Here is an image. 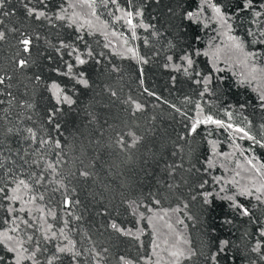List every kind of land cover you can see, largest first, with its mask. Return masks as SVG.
Instances as JSON below:
<instances>
[{
	"label": "trees",
	"instance_id": "obj_1",
	"mask_svg": "<svg viewBox=\"0 0 264 264\" xmlns=\"http://www.w3.org/2000/svg\"><path fill=\"white\" fill-rule=\"evenodd\" d=\"M63 2L64 0H49L50 6L45 8L33 0L29 6L54 15ZM214 2L221 5L222 10L233 17L229 21L232 24L231 35L243 41L246 52L256 54L254 61H250L249 64L254 62L258 69L264 68V36L260 35L264 31V15L253 17L251 11L237 15V0H214ZM24 3H28V0H23V3L21 0H11L6 5L5 11L13 14L0 16V20H3L0 30L7 31L14 27L39 33L41 39L33 47L36 64L27 70V75H40L44 84L52 80L57 81L76 103L71 108L67 105L63 106L62 111L54 118V123L49 124L48 112L55 107V104L44 84L35 85L19 74H16L12 81H8L13 86L11 89H5V92L10 91L15 97V102L9 107L10 97L7 94L0 96V100H4V103L0 104V117L8 118L7 121L0 120V126H14L18 129V133L6 136L0 131V141H3L0 143V160L4 162V168L0 169V179L9 169L10 175L24 179H27L32 172H40L41 168H37L32 163L33 160H39L41 166L45 160L55 163L56 152L61 151L60 149L54 147L52 150L47 147L40 149L43 160L40 156L33 155L34 150L39 149V143L26 141L24 139L26 133L23 131L31 127L36 131L38 140L41 137H50L53 142L61 141L62 154L66 155L64 162L59 166L60 170L67 172L69 168L76 170L88 165L89 170L94 174L87 182L73 179L70 185L77 188L78 199L82 201L76 211L84 219L78 225L76 222L70 225L79 228V231L70 232V236L81 251L93 246L98 249L108 248L110 252L108 264H116V258L120 255L143 264L141 258L150 257L152 252V231L146 220L141 221L140 224L136 223V217L130 214L125 202L141 201L139 211L145 215H151L148 207L157 211L177 207L183 209L184 203H188V211L195 220H188L183 211L171 214L174 227L187 237L189 241L187 246L197 253L183 264H211L210 255L215 251L218 239H229L232 242L227 264H252L253 260L257 264H264L257 254L250 251L252 245L259 239L258 229L264 227V206L253 209V218L259 221L254 223L247 217L235 216L226 207L205 209L201 207L199 201L191 199L198 190L199 184L205 179L209 181L206 187L218 188L212 183L213 177L232 178L234 173L231 171L237 166V162L248 177L254 175L245 157L249 159L255 157L254 163H264V148L254 145L247 138L240 139V134L233 133L236 144L240 146L239 150L233 147L232 138L229 137L231 129L225 131L214 125H201L195 134L186 135L190 118L196 116L197 102L205 114L244 127L257 139H261L264 135V127H262L264 109L259 103V92L264 90V77H261L259 72L257 80L260 82V89H257L252 82L239 83L248 74L250 67L246 68L235 58L232 59L233 64L232 61L225 62L224 52L221 53V62L217 64V67L223 70L221 72L212 70L207 56H196L194 57L196 71L202 76L212 77L210 91L201 96L203 85L195 83L201 77L195 75L186 77L182 71L165 68L169 55L174 57L176 63H180L177 58L183 52H192L193 48H198L201 52H211L216 46L225 47L226 37L218 35V26L215 23L203 28L196 25L189 26L182 20V13L194 10L199 0H117L119 7L125 11H142L141 17H133V23L139 25L143 21L151 26L147 30L138 26L136 39H132V33L123 19L115 20L116 16L121 15L116 5L111 3L107 7L98 5L97 23L107 24L109 34L117 33L119 38L109 36V39L118 50L124 47L123 40L127 38L128 46L135 47L148 61L143 65L137 64L131 58L114 55L111 48H104L106 41L99 32L88 36L85 31V43L77 40L74 28L66 27L64 22L53 20L52 24L55 25L53 27L48 21L40 24L28 18ZM261 4H264V0H257L255 10L264 11L260 8ZM173 12L177 14L173 15ZM206 15L211 16L210 10ZM153 32L157 35H153ZM249 32L253 35H249ZM45 40L57 45L60 40L72 42L82 50L86 46L91 48L94 58L90 59L88 64L76 68L77 72L83 70L86 73L91 85L88 89L77 88L73 81L56 75L53 69L63 70L65 65L55 51L45 44ZM15 43L16 35L12 33H9L6 42H0V68L7 69L9 74H12L10 64L11 57L15 53ZM170 43L175 47L170 48ZM210 44L212 48L209 47ZM64 51L66 53L67 50ZM49 56L52 57L51 60L48 59ZM64 59L74 63L66 54ZM97 60L101 63L97 64ZM114 68L118 71H113ZM141 78L144 80L143 86L140 84ZM144 88L155 93V96H148ZM109 89L115 91L117 96L112 97ZM156 96L160 99L157 100ZM129 97L142 104L143 110L133 113L131 106L123 103ZM20 102L31 103L33 108L22 109L19 107ZM169 105H175L185 115L181 116ZM5 108L9 109L8 113L3 111ZM226 112L233 114L231 121ZM29 116L31 119H28ZM55 123L60 125L59 132L54 127ZM128 132L135 133L142 137V140L135 148L121 152L113 146V140L117 134H124L125 139L130 142V137L126 135ZM180 136H185V139H179ZM209 140L217 143L218 153H235L227 158L217 156L218 162L228 159L230 172H224L226 170L221 164L205 170L206 161L210 156ZM178 148L182 151H178ZM25 152L28 153L27 156ZM174 164L182 167L169 175V169ZM48 179L51 180L53 177L48 176ZM170 184L175 185L171 190L168 188ZM0 187H3L2 183ZM35 192L37 195L44 192L43 186H35ZM53 195L55 199H51ZM153 196L161 201L160 205L152 203ZM60 199L59 193L52 194L49 191L44 203L47 207L57 208L60 216L71 221V217L60 211L57 203ZM240 202L249 208L252 206L250 198L241 197ZM0 204L6 206L2 198ZM101 212L105 214L100 215ZM6 215L5 211L0 210V222ZM17 215L21 214L17 213ZM224 216L231 218L233 223L222 224ZM177 217L183 219L184 224H176ZM110 220L117 221L126 230L133 232L138 227L143 228L144 234L140 240L118 236L103 227ZM50 222L56 227L63 226L60 220ZM55 243L57 242L47 245L48 254L55 250ZM41 259L43 260V257ZM86 261L87 264H91L89 257H80V264H86ZM57 264H69V258L62 257ZM220 264H225V261L221 260Z\"/></svg>",
	"mask_w": 264,
	"mask_h": 264
},
{
	"label": "snow or ice",
	"instance_id": "obj_2",
	"mask_svg": "<svg viewBox=\"0 0 264 264\" xmlns=\"http://www.w3.org/2000/svg\"><path fill=\"white\" fill-rule=\"evenodd\" d=\"M11 0H0V16H10L13 13L5 11L6 5L9 4ZM23 3V0H21ZM33 0H28V3H24L26 16L40 24L43 21H48L52 24V21L64 22L65 26L68 28H74L77 33L76 39L82 42L84 40V32H87L88 36H92L99 32L104 36L105 43L104 48H111L114 55H118L122 58L128 57L137 62V64L143 65L148 61L142 57L135 47L128 46L127 38H124L122 50H118L113 42L109 39V36L117 37L116 32L107 31V24L99 21V16L97 15L98 5H103L107 7L109 3L117 6V11L121 15L116 16L115 20L123 19L128 25L129 30L132 33V39H136V28L142 27L147 30L151 27L148 24L140 22L139 25L133 23V17H141L142 11L136 10L125 11L119 7L117 0H64L62 4L59 5L58 10L54 15H49L47 11H44L37 7H31ZM39 5H43L45 8L49 7V0H36ZM257 0H237V15L243 12L251 11L253 17H260L264 15V11L255 10ZM66 5V6H65ZM261 9H264V4L260 5ZM71 9V12H69ZM210 10L211 16H207L206 12ZM172 10L170 9V12ZM177 13L173 12V15ZM222 10L221 5L214 2V0H199L194 10H187L182 13V20L186 21L189 26L196 25L203 28H208L210 23H215L218 26V35L226 37L227 43L224 48L216 46L211 52L203 51L201 52L198 48H193L192 52H183L177 59L180 63H176L172 55L167 56L168 63L165 64V68H171L175 71H182L184 76L192 77L193 75L201 77V79L196 80L195 83L203 85V91L200 93L203 96L205 93L210 91L209 85L212 83V77L210 75H203L196 71L195 64L196 61L194 57L204 55L209 58L212 70L214 72L223 71L221 68L217 67L221 59V53L224 52L226 56V61L235 58L240 64L244 65L246 68L250 67L248 74L242 78L239 83L244 84L245 81L251 83L252 80L257 79V73L264 77V68L258 69L253 62L251 65L250 61H254L256 54L246 52L244 49L243 41L240 38L231 35L232 24L229 21L232 19ZM0 24H3V20H0ZM55 27L54 24H52ZM9 33L16 35L15 53L11 57V73L9 74L7 69L0 68V96L7 94L10 99L8 100L9 107L15 102V97L10 91L7 93L5 89H11L12 84L8 81H12L16 74L25 77L30 82L35 85L44 84L42 77L40 75L28 76L27 70L36 64V58L33 55V47L41 39L39 33L23 31L17 28H10L7 31L0 30V42H6L8 40ZM153 35L157 33L153 32ZM249 35L253 33L249 32ZM264 36V31L260 33ZM119 38V37H117ZM86 43V42H85ZM147 43V41H145ZM45 44L53 49L57 56L61 58V61L65 65L64 69L60 68L53 69L57 76L67 78L74 82V86L77 88L88 89L90 85L89 79L86 78V73L81 70L76 71L77 67H82L89 63V60L94 58L93 51L90 47L86 46L85 49H80L72 42H66L60 40L58 45L53 44L48 40H45ZM169 47H175L173 44H169ZM212 48L211 44L209 45ZM64 50H67L66 53ZM65 54L70 57L74 63H70L64 59ZM103 55V54H101ZM87 57V59L85 58ZM49 60L52 59L51 56L48 57ZM97 64L101 63L100 60L96 61ZM231 66V65H229ZM113 71H118V69H113ZM143 76V70L141 69V77ZM175 79V78H173ZM141 86L144 85L143 78L140 79ZM27 87V85H25ZM46 91L50 94V98L54 101L55 107H53L48 112V123L53 124L54 118L57 113L62 111V107L67 105L71 108L76 101L71 95H69L64 87L61 86L55 80L50 83L44 84ZM112 97H116L117 93L110 90ZM144 91L148 96H155V93L144 88ZM159 100L160 97L156 96ZM4 100H0V104H3ZM125 104L131 106L133 113L140 112L143 110V105L139 102L132 100L131 97L128 100L123 101ZM166 103V102H165ZM259 103L260 107L264 109V90L259 92ZM20 108H33V104L27 102H20ZM175 112H178L181 116L185 113L181 109L175 107V105H169ZM8 113L9 109L5 108L3 110ZM229 121L232 119V113H225ZM31 119V116L28 117ZM0 120H8L7 116L0 117ZM10 123V121H8ZM201 125H214L218 129H224L225 131L231 129L229 132V137L232 138L233 147L239 150L240 146L236 144V137L233 133L240 134L239 138H247L254 145H259V147L264 148V135L261 139H257L256 136L252 135L246 128L234 125L231 122H225L221 119H216L212 115L205 114L201 105L197 102L196 104V116L195 118H190V125L187 127V136H192L197 132V129ZM55 129L59 132L60 125L58 123L54 124ZM264 127V126H262ZM0 131L4 134L13 135L18 133V129L14 126H0ZM26 135L24 139L26 141H31L32 143H39V149L34 150L33 155L40 156L43 160V156L40 154V149L47 147L49 150L60 149L61 151L56 152L55 163L47 162L46 160L41 166L39 160H33L32 163L37 167L41 168L40 172H32L27 179L20 178L19 176L10 175L11 170L5 172V176L0 179V183L3 187H0V198L6 202L0 204V210L6 212V216L3 218L2 226H0V264H57L62 257L69 258V264H80V257L87 256L90 258L91 264H108L110 252L108 248L98 249L96 246L91 248H85L83 251L77 248L76 242L71 238L70 232L79 231L78 227H70L72 222H76L77 225L81 222L84 217L79 214L76 209L81 205L82 201L78 199V190L72 185L73 179L77 181L87 182L93 178V172L89 170V166L85 165L82 169L73 170L69 168L67 172L60 170V165L64 162V155L62 154L63 145L60 140H55L54 142L51 138L41 137L37 138L36 131L31 128H25L23 130ZM130 137V142L125 139L124 134H117L113 140V146L118 148L121 152H126L129 149L135 148L142 140V137L135 135L133 132H128L126 134ZM210 135V133H209ZM179 139H185V136H180ZM3 143V141H0ZM210 156L206 161L205 170L211 169L215 166L216 160L214 157L223 156L225 158L233 156L235 153H218L217 143L215 141L209 140ZM178 151L182 149L178 148ZM176 153L174 152L173 155ZM28 153L25 152V156ZM24 157H21L23 159ZM245 161L251 172L254 175H250L246 183H241L236 179L239 176V172L236 176L232 178L222 179L219 176L212 178V183L217 185V187L208 188L209 181L205 179L198 186V190L192 195L191 199L193 201H199L202 208H212V207H226L235 216L247 217L254 223H259L253 218V209L258 206H264V163L255 162V157L251 159L245 157ZM25 163H28L25 161ZM223 167V165H221ZM182 167V165H172L169 169V175L175 173L177 168ZM239 162H237V168H241ZM4 168V162L0 160V169ZM190 170V169H188ZM247 171V169H244ZM48 176L53 177L49 180ZM47 181V183H44ZM231 185V188H229ZM35 186H43L44 192L39 195L35 192ZM175 185H168L171 190ZM52 194L59 193L61 199L57 202L60 211H63L69 219L63 218L58 214L57 208L47 207L44 201L46 200V194L48 192ZM250 198L251 208L240 202V198ZM55 199V195L51 197ZM39 201V203H38ZM219 201V204H217ZM254 201V202H253ZM127 209L130 214L136 217V223L140 224L141 221H147L148 227L152 230V253L151 256H155L156 259L153 261L151 257L141 259L143 264H183L184 261L191 260L192 257L196 256L197 253L191 247H188V239L184 234L174 227L171 222V214L183 211L184 216L188 220H195V217L188 211L189 204L184 203L183 209L177 207L173 209H160L159 211L148 207V212L151 215H145L143 212L139 211L142 202L137 200H127ZM152 203L154 205H160L161 201L155 196H153ZM19 205L16 207L15 205ZM106 211V210H105ZM20 213L21 215H17ZM104 215L105 212L99 213ZM62 221V227H56L53 222L50 221ZM176 224H184V220L177 217L175 220ZM222 224L231 225L233 220L228 216H224L221 221ZM107 230L112 233L117 234L122 237H130L135 240H140V237L144 234V229L138 227L135 232L131 230H126L115 220H110L107 224L103 225ZM167 229V232H162L161 229ZM259 239L252 245L250 251L259 256L261 261H264V227L258 229ZM174 237V239H170ZM55 243V250L48 254L49 249L47 245ZM91 243V241H90ZM163 245V247H162ZM232 242L229 239H218L216 240V249L210 255L211 264H220L221 260H229V249L232 247ZM162 252L167 253V259L161 255ZM43 257V260L41 259ZM87 264V261H86ZM116 264H139V262H134L132 259L125 255H120L116 258ZM252 264H257L255 260Z\"/></svg>",
	"mask_w": 264,
	"mask_h": 264
},
{
	"label": "rangeland",
	"instance_id": "obj_3",
	"mask_svg": "<svg viewBox=\"0 0 264 264\" xmlns=\"http://www.w3.org/2000/svg\"><path fill=\"white\" fill-rule=\"evenodd\" d=\"M119 50H122V48H119ZM231 61L232 60H228V62H230V63H231ZM219 62H221V61H219ZM232 64H233V61H232ZM251 82H252V84L255 85V88L260 89V82H258L257 79H255L254 81H251ZM218 158L219 157H214V159L216 160L215 166L216 165L218 166V164H221V165H223V169L226 170L224 172H230V171H228L229 170V165L227 164L228 159L227 160L223 159V161L221 160L220 162H218ZM242 171H243L242 168H237V166H236V167H234V170L231 171V173H234L233 176H236V173L239 172V176H236V179L239 180L243 184V183L247 182L248 175L243 173ZM161 231L167 232V229L162 228ZM170 239H174V237H171ZM162 247H163V245H162ZM161 255L164 256L165 259H167V253L166 252H162ZM150 257L153 261L156 259L155 256L150 255ZM161 264H164V261H161Z\"/></svg>",
	"mask_w": 264,
	"mask_h": 264
}]
</instances>
